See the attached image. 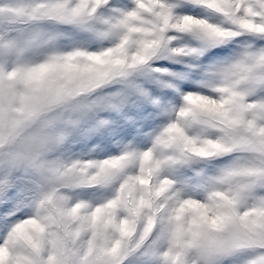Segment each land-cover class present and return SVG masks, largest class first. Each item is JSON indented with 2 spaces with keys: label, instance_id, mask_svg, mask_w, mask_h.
<instances>
[{
  "label": "clouds",
  "instance_id": "clouds-1",
  "mask_svg": "<svg viewBox=\"0 0 264 264\" xmlns=\"http://www.w3.org/2000/svg\"><path fill=\"white\" fill-rule=\"evenodd\" d=\"M84 2L0 0V32L4 34V39L34 53L37 63L41 65L29 85L37 89L34 93L37 104L43 106L59 93L87 90L86 95L77 97L73 102L79 105V125L94 119L102 109L113 107V97H120L121 102L127 101L135 91V85H138L135 82L137 77L146 73L160 75L150 71L159 68L154 60L148 67L129 68L128 76L115 75L113 70L118 66H114L112 60L116 53L113 51L111 57L105 55L119 43L116 36L105 38L99 35L109 28L105 21L116 16L114 9L130 7L131 0H87L93 13L83 21L61 19L50 14V9L57 3L73 9ZM208 2L212 6H223L227 0ZM197 23L207 28L216 25L206 19ZM180 45L188 44L177 40L173 42V46ZM93 55L100 59H92ZM136 55L135 47H129L124 59L125 66L131 65ZM189 63L193 62L190 60ZM188 71L191 73L192 69ZM214 72L215 65H202L196 69L199 77L207 75L210 86L216 81ZM141 83L145 89L151 87L147 81L142 80ZM109 84L117 86V90L103 97L89 98L94 91L103 90ZM137 99L132 97V106H139ZM176 119L175 116L171 121ZM181 122L185 123L190 137L203 140L221 135L217 128L202 123ZM70 135L62 141L44 143L30 149L26 148L24 137H21L14 145L0 150V174L11 167L18 186L16 203L28 205L34 213L43 202L42 214L52 213L60 221L61 217L56 214L57 206L71 208L77 203L86 204L81 210V215L85 217L83 227L76 240L77 247L84 250L101 244L111 248L117 243L121 248L132 250L147 242L163 252L172 246L174 239L187 241L191 238L193 241L194 237L183 231L189 215L188 205L181 210L183 202L198 199L209 201L215 186L208 178L242 163L247 156V153L240 151L216 156L232 154L233 158L227 166L205 161L204 167L218 168V171L214 175H207L200 198H197L170 178L176 170L185 167L182 162L188 158V153L181 150L182 145L157 144L156 135L150 144L130 146L119 154L96 158L85 153L69 154ZM145 153L150 154L147 159ZM192 161L191 166L200 160L192 157ZM73 195L80 198L74 200ZM93 213L98 215L96 228L91 227ZM33 217L34 214L27 215L15 222L22 239L35 236L31 225ZM80 223L77 221L73 224V229ZM56 230L55 226L50 229L52 232ZM230 237V231L200 237L188 253V264H244L243 259L238 260L233 255L236 252L225 250ZM176 250H180V247L177 246ZM141 251L129 255L123 264H141Z\"/></svg>",
  "mask_w": 264,
  "mask_h": 264
},
{
  "label": "snow or ice",
  "instance_id": "snow-or-ice-1",
  "mask_svg": "<svg viewBox=\"0 0 264 264\" xmlns=\"http://www.w3.org/2000/svg\"><path fill=\"white\" fill-rule=\"evenodd\" d=\"M180 3L185 9L199 6L222 14L227 27L225 24H216L212 28L200 26L197 21L205 19L189 14L177 15L174 11L176 6L167 0H131L130 7L114 9L116 16L105 21L109 28L99 35L105 38L116 36L119 40L116 48L108 50L105 55L111 57L114 51L116 55L112 63L118 67L114 68L113 74L128 76L129 68L148 67L161 53L180 60L199 55L202 48L173 46L177 40L173 32L192 33L204 45L225 39L245 43L237 58L215 65L216 81L211 86L216 95L193 91L184 93L181 106L175 110L177 119L163 128L156 137V143L182 145L181 150L188 153V158L182 162L183 166H191L192 157L204 160L238 149L257 154V160L244 169H230L220 176L208 178L212 184L222 183L225 178L230 180L243 171L250 177V182L243 188L234 185L232 194L224 199L223 204H217L218 194L212 193L209 196L210 204L198 205L203 211L193 217L191 231L193 244L200 237L213 236L218 229L234 232L238 238L230 241L225 250H248L250 257L245 264H264V219L257 227L246 223L236 211L243 192L258 190L264 193V99L253 98L257 90H264V0H227L223 6H212L208 0H180ZM92 13L93 9L88 7L87 0L73 9L63 3H57L50 9V14L67 20L83 21ZM248 41L260 46L253 47ZM131 46L135 47L137 55L131 65L125 66L124 59ZM221 51L226 53L229 49ZM91 58L100 59L96 55ZM150 71L166 74L157 82L168 88L174 87L168 77L180 75L166 68ZM135 91L145 97L149 95L141 85H135ZM152 102L157 103L156 100ZM181 121L217 128L221 135L203 140L190 137L185 123ZM149 155L145 153V158ZM17 187L16 178L9 167L0 174V264H123L129 255H135L140 249L141 264H184L183 253L176 250L177 246L180 247L176 239L163 252L147 242L132 250L121 248L119 243L111 248L106 244L86 250L77 247L76 240L85 219L81 215V210L87 206L84 203H77L71 208L57 206L56 214L61 217L57 221L52 213L42 214V202L31 220L35 236L22 239L15 227L16 217L6 215L16 206ZM184 205L193 206L196 201L185 200L182 211ZM257 209L264 217V196H261ZM208 214H211V218ZM77 221L81 223L73 229L72 225ZM97 223L98 215L93 213L91 227L96 228ZM53 226L57 229L55 232L50 231Z\"/></svg>",
  "mask_w": 264,
  "mask_h": 264
},
{
  "label": "rangeland",
  "instance_id": "rangeland-1",
  "mask_svg": "<svg viewBox=\"0 0 264 264\" xmlns=\"http://www.w3.org/2000/svg\"><path fill=\"white\" fill-rule=\"evenodd\" d=\"M175 5V14H189L198 18L206 19L210 23L217 25L227 24L226 18L214 10L206 7L181 6L180 0H167ZM177 37V41H183L191 47L202 48L199 55L180 59L171 58L166 53L159 54L154 59L159 68H166L171 72H179L180 75L168 77L174 87L168 88L158 83V79L166 74L154 76L146 73L142 77L136 78V83L144 87L141 81H147L151 87L147 89V97L134 91L127 101L121 102L120 97H113V107L102 109L94 119H89L79 125V105L73 102L77 97L86 95L87 90L74 91L70 93H59L48 103L38 105L34 93L37 89L29 87L32 78L40 64L36 61V55L24 47L13 42L6 41L4 34L0 32V150L6 146L14 145L21 137H24L26 148L30 149L38 145L62 141L69 136V154L85 153L96 158H103L107 155L119 154L125 148L150 144L163 128L175 117V110L182 104V95L186 92H200L207 95H216L205 74L199 77L196 69L202 65H218L223 62L237 58L240 51L245 47V43L235 39H225L217 43L204 45L192 33H172ZM253 47H259L254 41H248ZM228 48V52L222 49ZM193 63H189V61ZM195 65V67H191ZM192 69L190 73L188 70ZM209 85V86H206ZM117 86L107 85L103 90H96L89 97L95 99L103 97L107 93L115 92ZM131 91V90H129ZM132 97H136L139 106H132ZM253 98L264 99V90H257ZM156 100L157 103L152 101ZM129 117L133 119H128ZM135 138V140L133 139ZM236 151L247 153L243 162L230 169H244L257 160V154L238 149ZM232 154H225L223 157H212L200 160L192 166H185L176 170L170 175L178 185L184 186L197 198H200L204 181L207 175H214L218 168L204 167L205 161H211L213 165L227 166L232 160ZM230 169L217 174L220 176ZM250 182V177L241 171L240 174L230 180L225 178L222 183H215V193H217V204H223L224 199L232 194L233 186L243 188ZM264 193L257 191L243 192L238 201L237 214L248 224H259L262 217L257 209L258 202ZM80 198L73 195L72 199ZM196 205L189 206V215L184 225V233L193 237L191 231L193 217L203 210L199 204H210L211 201L194 200ZM21 209H24L23 211ZM227 211V209H225ZM23 213V215H18ZM34 214V210H29V206L16 203V206L7 216H14L22 219L27 215ZM211 218V214H208ZM227 232L218 229L214 234L219 235ZM238 238L237 234L231 232L230 241ZM180 252L183 253L184 264H188V253L193 247L192 239L185 241L178 239ZM238 260L243 259L244 264L250 257L248 250L237 251L233 254Z\"/></svg>",
  "mask_w": 264,
  "mask_h": 264
}]
</instances>
